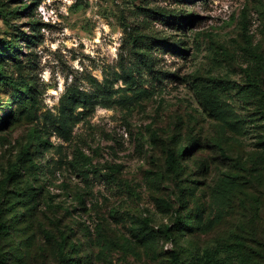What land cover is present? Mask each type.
Instances as JSON below:
<instances>
[{
    "label": "rangeland",
    "instance_id": "rangeland-1",
    "mask_svg": "<svg viewBox=\"0 0 264 264\" xmlns=\"http://www.w3.org/2000/svg\"><path fill=\"white\" fill-rule=\"evenodd\" d=\"M0 228V264H264V0H0Z\"/></svg>",
    "mask_w": 264,
    "mask_h": 264
},
{
    "label": "trees",
    "instance_id": "trees-1",
    "mask_svg": "<svg viewBox=\"0 0 264 264\" xmlns=\"http://www.w3.org/2000/svg\"><path fill=\"white\" fill-rule=\"evenodd\" d=\"M167 48V47H166ZM170 49L172 50V51H181L180 50V48H178V47H176V46H170ZM187 152V151H186ZM173 160H174V156H173V154L172 155H170V161L171 162H173ZM16 167H20L19 165H17ZM3 227V226H2ZM3 228H5V227H3ZM1 229V228H0ZM0 233H1V230H0ZM172 264H182L181 263V261H180V258H179V255L177 254V253H173V255H172Z\"/></svg>",
    "mask_w": 264,
    "mask_h": 264
}]
</instances>
